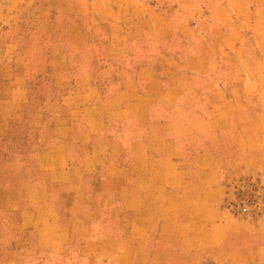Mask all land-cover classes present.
I'll return each instance as SVG.
<instances>
[{"label":"rangeland","instance_id":"obj_1","mask_svg":"<svg viewBox=\"0 0 264 264\" xmlns=\"http://www.w3.org/2000/svg\"><path fill=\"white\" fill-rule=\"evenodd\" d=\"M175 1L162 7L146 0L170 14L178 10ZM180 1L188 12V0ZM103 6L102 0H0V264H264V43L254 53L255 67L242 66L252 60L246 52L229 65L219 59L208 72L197 68L203 73L196 75L189 60L207 55L210 36L184 38V67L171 68L168 91L177 82L189 94L180 98L175 88L160 97L158 107L170 113L149 125L143 140L159 144L144 159V150L136 148L141 138L131 129L139 117L114 112L127 108L116 98L123 88L140 92L132 83L148 61L138 49L126 58L110 51V29L97 16ZM202 22H196L200 29ZM206 80L212 82L208 87L202 85ZM121 117L126 120L119 133L114 123ZM62 134L69 142L92 141L89 148L72 143L75 155L104 151L97 175L119 178L111 198L119 201L124 194L131 209L123 211L120 202L107 220L87 223L86 232L129 239L89 248L88 260L40 261L34 237L14 235L21 216L8 210V199L19 197L22 207L30 201L28 189L39 177L33 155L57 144ZM135 184L147 189H131ZM93 198L71 197L69 203L90 205Z\"/></svg>","mask_w":264,"mask_h":264},{"label":"crops","instance_id":"obj_2","mask_svg":"<svg viewBox=\"0 0 264 264\" xmlns=\"http://www.w3.org/2000/svg\"><path fill=\"white\" fill-rule=\"evenodd\" d=\"M150 1L164 7L168 0ZM188 2V12L181 11L183 1L176 0L174 3L178 6V10L170 14L168 11L160 12L158 8L148 5L146 0H102L104 6L98 11L99 24L110 29L112 36L110 51L118 57L126 58L130 55V50L138 49L143 60L146 58L148 61L137 68L136 80L132 83L141 86L140 92L132 95L126 88H123V91L121 89L122 92L116 98L127 103L130 101L131 104L126 103L127 108L124 111L114 112V116L124 115L127 119L133 116L139 117L138 120H133L131 129L135 132V136L138 135L141 138V141L136 143V148L144 150L141 157L144 159H147L149 149L159 144L156 139L151 143L143 140L144 136L151 133L149 125L158 123L157 117L160 115L170 113L166 110L161 111L162 108L158 107L160 97L164 93H172L175 88H178L175 93H178L180 98L189 94L185 85H178L177 82H173L172 89L168 91L170 78L167 77L175 75L171 68L180 72L184 67L180 61V53L184 51V38L196 35L203 37V34L210 36L211 43L205 47L208 50L207 55L194 54L189 60V68H194L196 75L203 73L197 71V68H204L208 72L209 68L216 67L214 65L215 63L217 65L219 59L221 66L229 65L230 62L238 61L240 55L246 52L253 54L252 60L244 61V64L241 63L242 66L255 67L254 53L260 49V42L264 43L262 23L264 0H188ZM185 19L188 21H181ZM202 19L204 22L201 23L200 29L196 22ZM204 39L207 41L206 38ZM213 40L217 42L214 43ZM240 62L237 63L240 64ZM220 75L223 78L225 73L221 71ZM244 81L245 79L240 83L241 87L247 84ZM211 84L212 82L208 80L202 83L204 87ZM211 90L205 89L208 93ZM240 90L243 89L240 88ZM194 97L200 98L197 93ZM125 117L113 122L118 126L116 132H121ZM143 117L154 118L149 122L144 121ZM113 123L111 128H114ZM77 130L81 131V129ZM90 130L95 132L94 129ZM84 131L89 133L87 129ZM66 136L62 134V139L57 144L33 155L36 174L39 177L35 178L28 189L29 204L26 203L22 207L19 197L9 196L10 199H8L12 204L8 210L18 211L21 216L20 222L13 227L14 235H32L35 240L32 248L40 253L38 257L40 261L46 259V261L55 262L65 260L68 256L71 259L79 257L81 260H88L91 257L87 253L89 248L100 250L104 246L106 248V244L117 242L123 245L129 239L128 236L123 240L122 238L98 239L91 235L92 233L86 232L85 227H89L87 223L94 227L96 222L105 221L109 213L115 212L122 206L125 212L131 209L125 207L127 198L124 194L120 196L119 201L112 200L115 196L114 191L119 187L116 182L122 181L119 178L117 180L115 175H97L99 172L95 164L104 163L102 161V157L106 156L102 155L104 151H80V154L75 155L72 153V143L78 148H89L92 147V141L69 142ZM152 138L150 136V139ZM25 174L27 172L19 173L20 176ZM134 187L143 192L147 189L142 184L130 185L131 189ZM106 188L109 189L107 198L101 194V191ZM123 190H127V187H123ZM11 193L14 194V190ZM82 196L88 198L92 196L96 199L93 198L95 202L92 199L90 205L69 203L71 197L79 202ZM63 205L66 208H62Z\"/></svg>","mask_w":264,"mask_h":264}]
</instances>
